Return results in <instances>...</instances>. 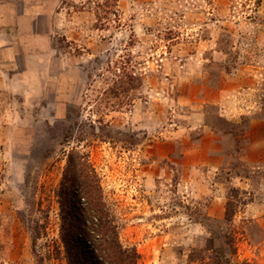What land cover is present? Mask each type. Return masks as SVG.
I'll list each match as a JSON object with an SVG mask.
<instances>
[{
    "label": "rangeland",
    "instance_id": "rangeland-1",
    "mask_svg": "<svg viewBox=\"0 0 264 264\" xmlns=\"http://www.w3.org/2000/svg\"><path fill=\"white\" fill-rule=\"evenodd\" d=\"M74 150L141 264H264V0H0V264Z\"/></svg>",
    "mask_w": 264,
    "mask_h": 264
},
{
    "label": "trees",
    "instance_id": "trees-1",
    "mask_svg": "<svg viewBox=\"0 0 264 264\" xmlns=\"http://www.w3.org/2000/svg\"><path fill=\"white\" fill-rule=\"evenodd\" d=\"M55 194L60 223L54 255L58 259L63 257L66 264H141L136 248L121 241L102 178L87 155L76 150L69 153ZM31 233L38 264H45L36 247L47 226L37 224Z\"/></svg>",
    "mask_w": 264,
    "mask_h": 264
}]
</instances>
